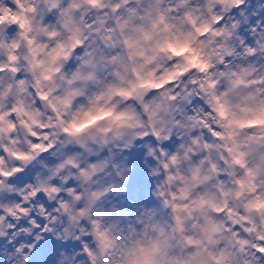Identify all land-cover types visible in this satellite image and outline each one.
I'll use <instances>...</instances> for the list:
<instances>
[{"label": "clouds", "instance_id": "9594fccd", "mask_svg": "<svg viewBox=\"0 0 264 264\" xmlns=\"http://www.w3.org/2000/svg\"><path fill=\"white\" fill-rule=\"evenodd\" d=\"M0 264H264V0H0Z\"/></svg>", "mask_w": 264, "mask_h": 264}]
</instances>
